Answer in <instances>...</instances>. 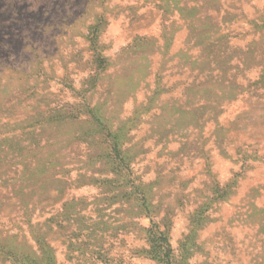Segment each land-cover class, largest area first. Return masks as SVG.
I'll return each mask as SVG.
<instances>
[{"label":"rangeland","instance_id":"obj_1","mask_svg":"<svg viewBox=\"0 0 264 264\" xmlns=\"http://www.w3.org/2000/svg\"><path fill=\"white\" fill-rule=\"evenodd\" d=\"M0 264H264V0H0Z\"/></svg>","mask_w":264,"mask_h":264}]
</instances>
